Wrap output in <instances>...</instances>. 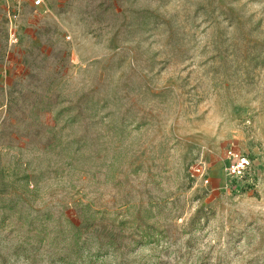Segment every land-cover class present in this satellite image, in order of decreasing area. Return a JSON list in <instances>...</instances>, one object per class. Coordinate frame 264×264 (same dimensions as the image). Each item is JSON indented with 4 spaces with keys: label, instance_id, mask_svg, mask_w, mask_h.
<instances>
[{
    "label": "rangeland",
    "instance_id": "rangeland-1",
    "mask_svg": "<svg viewBox=\"0 0 264 264\" xmlns=\"http://www.w3.org/2000/svg\"><path fill=\"white\" fill-rule=\"evenodd\" d=\"M0 264H264V0H0Z\"/></svg>",
    "mask_w": 264,
    "mask_h": 264
},
{
    "label": "built area",
    "instance_id": "built-area-1",
    "mask_svg": "<svg viewBox=\"0 0 264 264\" xmlns=\"http://www.w3.org/2000/svg\"><path fill=\"white\" fill-rule=\"evenodd\" d=\"M31 2L36 8L43 6L44 0H22ZM227 158L229 159L228 173L231 175L242 174L249 166L250 159L237 150L229 149L227 151ZM200 170V169H198Z\"/></svg>",
    "mask_w": 264,
    "mask_h": 264
}]
</instances>
